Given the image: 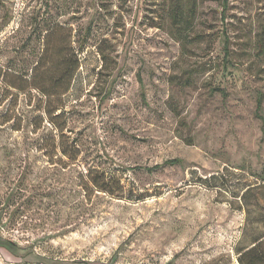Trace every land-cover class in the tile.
Wrapping results in <instances>:
<instances>
[{"label": "rangeland", "instance_id": "374dc122", "mask_svg": "<svg viewBox=\"0 0 264 264\" xmlns=\"http://www.w3.org/2000/svg\"><path fill=\"white\" fill-rule=\"evenodd\" d=\"M46 111L85 161L37 150ZM262 236L264 0H0V264H238Z\"/></svg>", "mask_w": 264, "mask_h": 264}, {"label": "trees", "instance_id": "16d2710c", "mask_svg": "<svg viewBox=\"0 0 264 264\" xmlns=\"http://www.w3.org/2000/svg\"><path fill=\"white\" fill-rule=\"evenodd\" d=\"M224 60L225 63L228 61V52L224 49ZM103 57V56H102ZM71 76V74H70ZM20 91H24V88H19ZM44 91V90H41ZM213 91H220L223 98L226 96L225 93L219 89H213ZM45 96L42 104H44V110L49 109L51 101L49 100L50 95L47 92H42ZM260 107V101L258 100L256 111L258 112ZM45 117L38 115L33 118V123L36 128L33 132L38 135L36 141V148L41 152L48 161L61 160L64 157L67 160L68 166L80 164L85 161L83 156L82 144L77 136H70L64 133V130L55 128L48 112H44ZM58 116H55L57 118ZM262 119L260 116H258ZM47 121L53 128H43V123ZM40 134H39V132ZM181 163L178 159L167 160L161 165H155L151 168L146 169L149 172H154L165 166H176ZM81 180V190L83 192H91L89 184L93 185V189L99 193L112 195L110 185L114 181L115 176L108 172L106 168H93L92 166L87 167L83 172L78 174ZM87 180V181H85ZM238 264H264V236L254 239L251 245L247 248L238 251Z\"/></svg>", "mask_w": 264, "mask_h": 264}, {"label": "water", "instance_id": "95a60500", "mask_svg": "<svg viewBox=\"0 0 264 264\" xmlns=\"http://www.w3.org/2000/svg\"><path fill=\"white\" fill-rule=\"evenodd\" d=\"M166 264H172V262H167Z\"/></svg>", "mask_w": 264, "mask_h": 264}]
</instances>
